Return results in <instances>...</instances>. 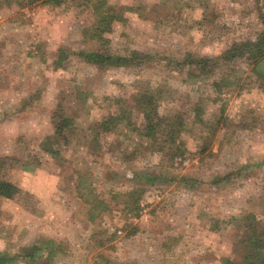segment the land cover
<instances>
[{
	"label": "rangeland",
	"instance_id": "rangeland-1",
	"mask_svg": "<svg viewBox=\"0 0 264 264\" xmlns=\"http://www.w3.org/2000/svg\"><path fill=\"white\" fill-rule=\"evenodd\" d=\"M27 2L0 0V179L18 188L12 199L0 197V253L23 254L40 237L55 244L54 254L36 263L7 264L240 262L243 219L264 220V84L242 63L188 79L168 74L164 63L97 70L74 54L96 48L91 27L99 2L121 17L105 34L109 50L178 58L216 57L255 39L264 29V0ZM60 51L68 58L56 68ZM233 68L242 90L217 97L213 82ZM157 85L172 92L160 112L180 130L181 161L167 163L164 143L141 136L133 96ZM118 101L130 120L97 136L96 124L118 113ZM56 110L72 123L52 157L44 150ZM135 172L163 178L135 183L144 191L138 217L124 195L135 187ZM88 190L108 211L94 222L80 196Z\"/></svg>",
	"mask_w": 264,
	"mask_h": 264
},
{
	"label": "trees",
	"instance_id": "trees-1",
	"mask_svg": "<svg viewBox=\"0 0 264 264\" xmlns=\"http://www.w3.org/2000/svg\"><path fill=\"white\" fill-rule=\"evenodd\" d=\"M10 1V0H9ZM14 1V0H12ZM19 1V0H15ZM27 4L49 5L60 7L64 5H71L73 0H27ZM18 3V2H17ZM93 12L96 16V22L91 27V42L95 43V49L80 50L74 56L83 58L87 63L94 66L97 70L111 69V68H142L148 65H161L164 71L168 74L176 73L177 75L184 74L188 79H196L210 76L212 73L223 70L224 67L236 65L239 63L246 64L250 70L256 74L258 80L264 84V29L258 32L253 40H246L239 43H233L220 55L216 57L199 56L191 52H186L183 56L178 58L159 57L155 54H149L140 51H131L130 53H123V51L109 50L108 41L104 38L105 34L110 32L112 23L121 20V17L116 14L112 8H105L104 2H99L93 6ZM73 55V54H72ZM68 55L64 51H60L57 60L54 62L56 68H60ZM235 69H230L227 72L219 75L218 81L213 82V88L217 97L223 93H228L235 90H242L239 78L236 77ZM169 88V87H168ZM166 86L157 85L154 87L147 86L142 90H137L134 94V107L140 114V122L142 123L141 136L147 139L152 145H161L164 143L169 158L167 163H172L179 159H184L186 150L183 143L179 140V129L174 126L172 121L160 112L163 104L169 103L172 100L170 89ZM218 98L214 99V101ZM119 106L117 114L112 117L102 120L96 124L94 131L97 136L99 131L109 132L113 124L128 123L132 116L131 110L120 109V101L116 102ZM199 112L195 117H198ZM72 120L64 114H58L57 110L52 115L53 135L48 138V143L45 146V152L52 157H58L59 152L54 150V146L60 141L66 142L67 133ZM164 148L160 147L159 151ZM169 165V164H168ZM162 175L154 172H135L132 174L131 181L134 186L130 191L124 195L127 197L128 207L127 211L138 217L139 201L144 193L136 182L153 185L156 182L162 181ZM184 181V179H181ZM225 180L221 178L216 180L217 185L219 181ZM170 181H174L172 178ZM226 181V180H225ZM18 193V188L11 182L0 179V197L5 199H12ZM80 196L87 197L84 203L89 206L88 214L91 221L94 222L102 213L108 212L106 204L98 200L95 194L91 191H82ZM115 198V197H113ZM254 215H248L243 221L247 222L245 237L241 239V247L244 250V256L240 262H236L232 258L223 260V264H264V220H255ZM136 229H133L129 235H134ZM52 242V243H51ZM55 244L52 239L40 237L34 240L28 247L23 249V254L19 253L15 257L8 258L6 254L0 253V264H7L17 259H22L27 262L36 263L44 255H53ZM29 251V252H28ZM42 255V256H41ZM104 264H112L109 261H104Z\"/></svg>",
	"mask_w": 264,
	"mask_h": 264
}]
</instances>
